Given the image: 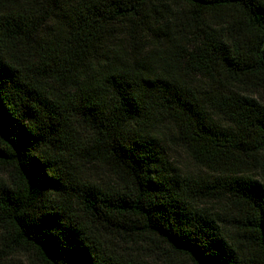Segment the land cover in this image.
<instances>
[{
	"label": "trees",
	"instance_id": "1",
	"mask_svg": "<svg viewBox=\"0 0 264 264\" xmlns=\"http://www.w3.org/2000/svg\"><path fill=\"white\" fill-rule=\"evenodd\" d=\"M18 256L264 264V0H0Z\"/></svg>",
	"mask_w": 264,
	"mask_h": 264
},
{
	"label": "rangeland",
	"instance_id": "2",
	"mask_svg": "<svg viewBox=\"0 0 264 264\" xmlns=\"http://www.w3.org/2000/svg\"><path fill=\"white\" fill-rule=\"evenodd\" d=\"M179 161L182 164V167L185 169H190L192 167L191 163H189V161L183 155L179 157ZM13 264H27V263L22 257L18 256L14 258Z\"/></svg>",
	"mask_w": 264,
	"mask_h": 264
}]
</instances>
